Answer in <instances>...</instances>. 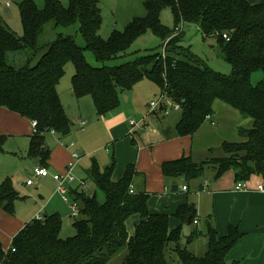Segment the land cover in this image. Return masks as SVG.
Returning <instances> with one entry per match:
<instances>
[{
	"label": "trees",
	"instance_id": "16d2710c",
	"mask_svg": "<svg viewBox=\"0 0 264 264\" xmlns=\"http://www.w3.org/2000/svg\"><path fill=\"white\" fill-rule=\"evenodd\" d=\"M143 6V17H133L107 38L100 35L99 0H69L67 6L59 0H43L41 8L32 0H24L18 5L20 36L0 23V106L36 121L27 154L38 157L39 166L47 168L51 154L46 144L48 132L53 130L57 139L70 133L73 123L57 91L70 62L74 68L71 90L77 99L92 98L97 117L116 109L121 92L146 77L173 102L183 99L175 125L177 136H192L213 114L215 100L250 118L248 127H237L244 140L221 142L222 156L194 160L189 154L163 161L160 167L165 178H182L188 184L211 167L214 181L231 171L235 182L258 176L264 183V77L256 84L250 80L253 71L264 73V0L255 4L248 0H143ZM164 8L173 15L172 29L160 21ZM49 23L62 28L77 23L84 47L62 32L40 44L39 36ZM184 23L198 24L204 40L215 39L220 56L231 66L230 74L215 71L194 54L183 52L184 47L178 44L182 31L174 33ZM146 30L162 40L174 34L163 55L152 52L109 67L92 66L85 59L84 52L89 50L100 63L113 60ZM23 49L33 55L41 51L35 64L14 67L6 62V52ZM5 140L0 134V151ZM113 168L112 157L110 165L100 169L93 163L86 172V178L104 194L102 202L84 189L69 188L68 195L78 209L72 221L74 235L60 237L62 221L57 213L33 218L12 237L7 248L0 242V264H112L115 258V264H227L228 253L243 236L236 226L229 225L227 234L220 235L206 222L204 232L195 226L184 234L183 227L196 218L193 202L178 205L171 214L151 212L149 194L134 185V165L128 164L118 180L111 178ZM20 198L9 178L0 182V210L13 215ZM131 215H138L139 220L129 234L126 220ZM172 217L178 224L170 229ZM201 237L206 248L202 255H196L188 246Z\"/></svg>",
	"mask_w": 264,
	"mask_h": 264
},
{
	"label": "rangeland",
	"instance_id": "374dc122",
	"mask_svg": "<svg viewBox=\"0 0 264 264\" xmlns=\"http://www.w3.org/2000/svg\"><path fill=\"white\" fill-rule=\"evenodd\" d=\"M22 1L24 0H0V4H5L6 2L11 4L8 9L0 8V23L6 24L17 36H20L23 32L18 9V5ZM32 1L39 8L43 6V0ZM59 1L63 6H67L69 2V0ZM100 2L102 15V29L100 35L102 38H107L113 29L122 30L132 17H143L145 15L143 0H100ZM160 21L169 29L174 27L173 15L169 8L161 10ZM181 31L182 36L178 44L184 47V53L188 52L194 54L201 63H204L215 71L226 75L231 73V66L220 56V48L216 44L215 39L209 37L204 40L198 24L184 23ZM58 32H62L65 35H72L77 45L84 47L85 43L78 32L77 23L68 28L54 27L50 23L45 25L39 36V43L43 44L52 41ZM176 33H179V31H175L174 34ZM174 34L166 36L165 39L162 40L150 30H146L130 45L125 53L113 60L100 63L89 50H85L84 52L85 59L92 66L109 67L124 64L152 52H161L163 55L165 52L164 42ZM40 54L41 51L33 55L29 49L8 51L5 54V60L14 67H20L27 63L33 65L36 63ZM73 72L74 68L72 63H67L65 73L58 83L57 91L59 95H61L66 115L74 125L71 127L70 134L67 137H63L59 141L53 140V138H48L46 140L51 150L48 163L53 167L47 166L49 171L47 177L35 178L33 176L34 169L38 167L39 163L36 156L27 154L30 135L33 132L31 121L19 115L17 116V121L13 125L6 122L3 118H0V134L6 137L3 150L0 151V182L5 178H9L12 181L14 189L21 197L15 202V214L25 217L26 222H29L36 216L57 213L62 221L60 229V237L62 238L72 236L75 233L74 227L72 226L74 217L72 216V209L70 208L71 200L69 195H67L70 187L78 188V186H80L89 195H95L99 202L104 201V194L86 178V171L91 168L93 163L100 169H103L105 166L111 164L112 156H114L115 160L116 156L112 149V144L108 140L111 133L110 127L115 124V121L111 120L116 117H121L126 123L130 122V120H134L138 123L144 122L143 125L136 126V130L138 131L144 126L153 130L157 127L159 121L179 118L178 112H173L169 114V116L160 117V120L152 117L149 103L157 100L161 92L157 84L146 77L134 83L129 90L121 92L120 104L116 109L103 117H97L93 100L89 95L79 99L74 96L70 82ZM262 77H264V73L260 70L253 71L250 76L251 83L256 84ZM237 113L240 118L247 120L242 124H240L241 122L238 123L237 127H248L250 118L242 116L238 111ZM83 121L85 122L84 125H82ZM235 121L236 119L234 120L233 118H231L230 121L229 119L226 120L223 133L226 138H224V140L241 141L245 139L244 136L237 132V127L234 128ZM133 130L135 132V127ZM144 130L147 132L146 129ZM71 142L73 143L72 146H70ZM210 148L213 149L212 152L209 150L202 151L196 149L193 158L196 160H203L210 156L223 155L220 144H213ZM72 153L80 154L81 160L73 170L72 174L74 181L69 185H65L64 189L60 191L58 190L59 183L53 179L52 175L65 171L66 163L69 161ZM211 170V167L206 168L205 174L201 178L191 180L188 183L190 188L188 194V198H190L189 201H192L191 198L194 199L195 196L199 195V190L197 188L199 183H202L204 180L211 181ZM29 178L33 180L32 185H26L25 183ZM81 182H84V184H81ZM251 183L256 184V180L252 179ZM83 189L79 190L83 191ZM64 195H67L68 202L63 200ZM200 200L201 202H209V196L206 195ZM230 200L229 203L222 205V209L225 212H230L227 214L219 212V214L224 218L229 217L235 220L240 217L244 221H248V226L245 229L239 222L231 224L232 226H236L239 231L243 232L242 238L235 245L236 250L245 256L244 263L249 260L251 262H261L264 264V217L251 225L252 221L254 222L256 218L252 217L250 212L242 211L241 206H238L240 201L235 199ZM194 205L198 211V203L195 202ZM33 210H35V214L33 212V215H30L29 213ZM212 212L211 210V213ZM221 216L217 218L216 215L212 213L208 221L210 225L216 227L219 234H227L229 224L226 223ZM136 222L135 216H130L127 220L126 225L131 234L134 232ZM172 223L173 219H170V224L172 225ZM195 226V224L189 225V228L184 226L183 233L187 234L189 229ZM196 227L202 230L205 227V221L201 219L199 225ZM188 248L196 255H202L206 245L204 241L199 238L198 241L190 244ZM236 260L238 264H240V260ZM170 261L173 260L170 259ZM232 261V259L227 257V264H230ZM117 262V258L111 261L112 264Z\"/></svg>",
	"mask_w": 264,
	"mask_h": 264
},
{
	"label": "crops",
	"instance_id": "0c3cea01",
	"mask_svg": "<svg viewBox=\"0 0 264 264\" xmlns=\"http://www.w3.org/2000/svg\"><path fill=\"white\" fill-rule=\"evenodd\" d=\"M248 1L251 4H255L259 0H248ZM10 6L11 4L9 5L0 4V8L8 9L10 8ZM100 7H101V2H100ZM101 29H102V25H101ZM59 96H60V101L62 103L61 95ZM212 108H213V114L210 115L204 121V123L200 126V128L192 136H183V137L177 136L175 132V125L179 120V118L174 120L159 121L157 127L154 128L153 130H151V128L144 126L142 128L140 127L141 130L137 131L136 130L137 127H135V132L133 134L129 132L130 130L129 122L126 123L121 119V117L113 118L111 121H115V124H113L110 127L111 133L109 135L110 138L108 139L112 144V149L114 150L116 156L114 160V168L112 171L111 178L112 180H118L123 175L126 166L128 164H133L137 172V175L134 178V185L136 186V188H139L149 194L148 208L151 212H165L171 214L175 211L178 205L186 201L193 202L194 204L195 202H197L198 211L197 208L195 207L196 208L195 219L197 220V223H193L192 225L195 224L196 226H198L200 220L202 219L205 221V227H206V222L209 223L208 219L211 218L212 213H214L217 218L221 216L219 212L227 214L230 211L225 212L222 209L223 208L222 205L225 203H229L231 201L230 199H235L240 201L238 206H241L243 212H250L252 217L256 218L254 222L252 221L251 223L252 225L255 222L259 221L262 217H264V193L255 190L257 184L261 183V180L258 176H252L248 181H246L249 190L235 189L236 182L233 179L232 172L225 173L222 177H220L218 180L215 181L204 180L202 183H199L197 185V188L199 190V195L195 196L194 199L191 198L192 201H189L190 199L188 198V194L190 191L189 184H186L182 178H177V179L165 178L162 175L160 165L163 161L173 160L189 154H192V157H194L196 149L207 151L208 148L213 146V144H221V142L224 141V138H226L223 133H224L225 122L227 119H229V121L231 120V118H233L234 120L236 119L234 128L237 127L238 123L241 122L240 124H242L247 121L245 119L240 118L236 110H232L233 109L232 107L226 105L220 100H215L212 104ZM173 112H177V111H173ZM177 114H179V112ZM151 115L152 117L158 120L161 119L160 117H164V115H161L159 112L154 113L153 111ZM17 116L19 115L0 106V118H3L4 120H6V122H9L10 124L14 125L18 119ZM28 121L30 120L28 119ZM144 129H146L147 132H145ZM47 135H48L47 139L53 138V140L57 141L56 134L48 133ZM112 157L114 159V156ZM37 160L39 163L38 157ZM48 165L51 166V164L49 163ZM35 178H41V177H35ZM252 179L256 180V184L251 183ZM173 184L178 185L177 191L170 190ZM184 185L187 187L186 191L182 190V186ZM79 189H83V188L78 186V190ZM206 195L209 196V202L206 201L201 202L200 199ZM211 210L213 211L212 213ZM33 212L35 214V210L30 212L29 214L33 215ZM44 215L45 214H43V216ZM131 216H135V220H137L138 222L139 220L138 215L137 216L131 215ZM221 217L224 218L223 216ZM171 219H173V223L171 225L169 222L170 229L174 228L178 224V220L176 218L172 217ZM127 220H126V224H127ZM224 220L229 225L234 224V222H239L243 225L244 229L247 228L248 226V221H244L240 217H238L235 220L226 217L224 218ZM26 223L27 222L25 217L18 216L15 214V212L13 215H10L0 210V242L3 243L5 248L9 246L12 237L20 229H22ZM185 227L189 228V225H185ZM205 227L202 230L201 229L200 230L204 232ZM127 231L129 234H131L128 228ZM220 235H224V234H220ZM201 239L205 243V239L202 237ZM235 245L228 253L227 257H229L232 260H236V259L240 260V264H262L261 262H254V261L251 262L249 260L244 263L245 256L236 250Z\"/></svg>",
	"mask_w": 264,
	"mask_h": 264
},
{
	"label": "built area",
	"instance_id": "2783aa9c",
	"mask_svg": "<svg viewBox=\"0 0 264 264\" xmlns=\"http://www.w3.org/2000/svg\"><path fill=\"white\" fill-rule=\"evenodd\" d=\"M6 5H9V2L5 3ZM181 30V25L179 24L176 28V31H180ZM223 38H225L226 40H228V37L223 34ZM168 40V39H167ZM167 40L164 42V46L167 43ZM183 102V99H180L178 102H173L164 92H161L160 97L155 100V101H151L149 103L150 105V110L155 112H159L161 115H168L169 113L173 112V111H177L179 112L181 110V103ZM85 122H82V125H84ZM131 129H130V133L133 134L134 132V127L138 126V125H143L144 122L138 123L134 120H130L129 122ZM31 125L33 128V132H36V127H37V123L36 121H31ZM49 134H55L53 130H50L48 132ZM60 139H57V141H59ZM73 143H70V146H72ZM81 158V155L78 153H72L70 155V159L67 162L65 171L63 173H59V174H53L52 177L55 181H57L59 183L58 185V190L62 191L64 189L65 185L71 184L74 181V177H73V170L75 169L76 165L78 164L79 160ZM49 175V171L47 168L45 167H37L34 169L33 172V176L34 177H45ZM33 182V180H31L30 178L26 180V185H31ZM81 184H84V182H81ZM235 189L236 190H249L248 188V184L246 183V181H238L235 184ZM182 190L186 191L187 187L184 185L182 186ZM257 191H260L262 193H264V183H259L256 186ZM68 195V194H67ZM67 195L63 196V200L65 202H68V198ZM71 200V199H70ZM70 208L72 209V216H77L78 214V209H77V204L71 200V204H70ZM35 218L40 219V216H36ZM193 223H197V220L194 219ZM14 250V249H13Z\"/></svg>",
	"mask_w": 264,
	"mask_h": 264
},
{
	"label": "water",
	"instance_id": "95a60500",
	"mask_svg": "<svg viewBox=\"0 0 264 264\" xmlns=\"http://www.w3.org/2000/svg\"><path fill=\"white\" fill-rule=\"evenodd\" d=\"M170 190H171V191H177V190H178V185H177V184H173V185L171 186V189H170ZM187 221L189 222L190 219L188 218Z\"/></svg>",
	"mask_w": 264,
	"mask_h": 264
}]
</instances>
